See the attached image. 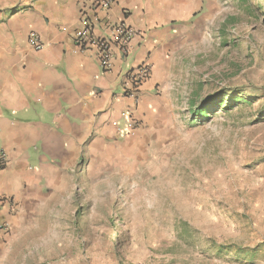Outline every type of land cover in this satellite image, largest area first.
Segmentation results:
<instances>
[{
	"label": "rangeland",
	"instance_id": "374dc122",
	"mask_svg": "<svg viewBox=\"0 0 264 264\" xmlns=\"http://www.w3.org/2000/svg\"><path fill=\"white\" fill-rule=\"evenodd\" d=\"M173 1L150 120L21 205L3 264H264V0Z\"/></svg>",
	"mask_w": 264,
	"mask_h": 264
},
{
	"label": "crops",
	"instance_id": "0c3cea01",
	"mask_svg": "<svg viewBox=\"0 0 264 264\" xmlns=\"http://www.w3.org/2000/svg\"><path fill=\"white\" fill-rule=\"evenodd\" d=\"M95 1L0 0V147L7 160L0 170V222L9 230L17 227L21 205L36 203L46 189L62 190L64 178L80 171L98 145L131 135L129 113L150 120L176 32L167 23L183 10L189 18L191 8L173 0H114L106 11ZM94 14L95 37L109 36L110 26L121 22L140 32L128 56L114 47L109 70L99 64L95 46L75 43L82 17ZM32 31L44 42L41 51L29 46ZM144 64L152 76L135 102L124 92L125 76ZM9 230H0V264L6 253L14 260Z\"/></svg>",
	"mask_w": 264,
	"mask_h": 264
},
{
	"label": "built area",
	"instance_id": "2783aa9c",
	"mask_svg": "<svg viewBox=\"0 0 264 264\" xmlns=\"http://www.w3.org/2000/svg\"><path fill=\"white\" fill-rule=\"evenodd\" d=\"M114 3V0H96L95 8L100 10H109ZM91 17L84 15L82 17L83 29L75 34V43L81 48L86 49L90 46H95L98 52L99 64L104 69H111L113 65L114 47L119 46L123 55L128 56L130 53L129 44L136 36H140V32L135 28L128 26L125 22L113 24L110 26L111 32L109 36H94V28L98 25L99 19L96 14ZM97 22V23H96ZM29 46L36 52L41 51L44 48V42L40 35L32 31L28 37ZM152 76V68L149 64H144L137 69L129 72L125 76L128 87L125 88V93L133 98L135 102L140 101L141 86L147 82ZM134 113V112H133ZM133 113H129L132 115ZM138 121L133 116L128 118V128L131 135L135 133L138 128ZM6 154L0 147V170L4 169L6 165ZM0 230H8L7 223L0 222Z\"/></svg>",
	"mask_w": 264,
	"mask_h": 264
},
{
	"label": "trees",
	"instance_id": "16d2710c",
	"mask_svg": "<svg viewBox=\"0 0 264 264\" xmlns=\"http://www.w3.org/2000/svg\"><path fill=\"white\" fill-rule=\"evenodd\" d=\"M204 113H206V111L205 110H201V111H199V113H198L199 115L198 116L203 117Z\"/></svg>",
	"mask_w": 264,
	"mask_h": 264
},
{
	"label": "bare ground",
	"instance_id": "6f19581e",
	"mask_svg": "<svg viewBox=\"0 0 264 264\" xmlns=\"http://www.w3.org/2000/svg\"><path fill=\"white\" fill-rule=\"evenodd\" d=\"M5 258H6V259H9V260H12V258H11L10 255H9V253H6Z\"/></svg>",
	"mask_w": 264,
	"mask_h": 264
},
{
	"label": "clouds",
	"instance_id": "9594fccd",
	"mask_svg": "<svg viewBox=\"0 0 264 264\" xmlns=\"http://www.w3.org/2000/svg\"><path fill=\"white\" fill-rule=\"evenodd\" d=\"M132 71H133V70H132ZM150 79H151V78H150ZM150 79H149V80H150ZM145 83H146V82H145Z\"/></svg>",
	"mask_w": 264,
	"mask_h": 264
}]
</instances>
